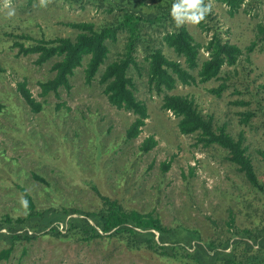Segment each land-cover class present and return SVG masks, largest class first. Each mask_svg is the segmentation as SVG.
Instances as JSON below:
<instances>
[{
  "label": "rangeland",
  "instance_id": "1",
  "mask_svg": "<svg viewBox=\"0 0 264 264\" xmlns=\"http://www.w3.org/2000/svg\"><path fill=\"white\" fill-rule=\"evenodd\" d=\"M245 3L231 16L216 0L208 1L222 36L242 48L254 37L256 24L264 25V0ZM9 11L14 14L9 16ZM108 17L102 9L66 0H0V102L4 104L0 117V217L25 213L21 187L38 208L93 210L100 203L97 191L125 208L156 214L164 224L197 228L204 238L226 235L223 223L228 211L237 214L238 224L244 223L242 200L251 193L241 174L226 160L224 150L201 148L195 145L194 135L180 134L177 118L161 109V96L148 91L144 78H136V94L145 101L149 117L131 141L125 140V129L134 116L111 105L96 80L85 84L83 66L72 75L70 89L60 90L58 96L40 97L38 82L51 75V62L38 66L35 55H17L7 36L8 32L33 38L65 36L71 31L65 22L100 23ZM185 24L197 42H207L210 33L202 32L197 24ZM118 51L121 43L110 46L109 60ZM164 52L175 57L167 48ZM206 55L201 50L199 62ZM251 61L242 59L237 73L234 67L227 68L240 93L230 87L221 97L212 95L208 89L219 80L179 85L172 93L192 98L203 113L212 114L215 123H224L231 134L243 131L248 153L264 175V158L258 153L264 151V51L257 49ZM22 80L36 99L44 102L42 112H32L21 98L16 83ZM239 98L249 100L250 105L236 104ZM245 110L256 113L248 125L240 122V112ZM149 135H154L157 145L142 153L138 147ZM168 160L170 166L162 172L161 164ZM0 264L156 263L147 253L128 251L115 241L78 243L46 236L16 244Z\"/></svg>",
  "mask_w": 264,
  "mask_h": 264
},
{
  "label": "trees",
  "instance_id": "2",
  "mask_svg": "<svg viewBox=\"0 0 264 264\" xmlns=\"http://www.w3.org/2000/svg\"><path fill=\"white\" fill-rule=\"evenodd\" d=\"M35 0H28L32 3ZM69 4L91 5L102 9L108 20L68 21L71 28L65 36L33 38L26 33L8 32L17 55H35L34 63L43 66L51 62V75L38 82L39 96H58L60 90L71 88V77L83 66V79L90 85L95 80L108 102L134 118L125 129V140L138 137L149 117L148 107L136 92V78L145 79L149 92L161 96V109L177 118L180 134L194 135L195 145L217 147L226 153L248 185L251 197L242 200L246 210L244 223H237V214L228 211L224 221L227 234L202 237L197 228L164 224L160 217L136 208H125L116 199L99 195L100 203L93 210L70 206L38 208L31 195L20 188L25 199V213L0 217V260H7L16 244L28 243L40 237L72 239L78 243L95 240L115 241L131 252H145L156 264H264V175L259 174L243 131L231 134L226 125L216 124L212 114L203 113L187 95L172 93L179 85H197L220 81L208 91L221 97L235 87L227 68L242 61L251 63V54L264 51V25L256 24L254 37L243 48L222 36L223 32L211 11L198 27L210 33L205 44L197 42L186 24L177 27L170 15L175 0H66ZM209 0H203L208 4ZM227 8L229 15L238 13L246 0H216ZM121 43V51L109 60L110 46ZM171 50L169 57L164 49ZM201 50L207 55L199 62ZM264 87V84L262 85ZM16 90L29 109L44 110V102L32 94L26 80L16 83ZM236 104L249 106L243 98ZM4 104L0 102V117ZM255 111L240 112V122L248 125ZM157 145L154 135L140 143L139 151L147 153ZM264 158V151L258 150ZM171 160L163 161L162 172ZM35 177H39L35 175ZM42 180V178H38ZM60 224V227L58 225Z\"/></svg>",
  "mask_w": 264,
  "mask_h": 264
},
{
  "label": "clouds",
  "instance_id": "3",
  "mask_svg": "<svg viewBox=\"0 0 264 264\" xmlns=\"http://www.w3.org/2000/svg\"><path fill=\"white\" fill-rule=\"evenodd\" d=\"M211 12V5L205 4L203 0H175L170 8V15L177 27L185 22L199 24ZM14 13L9 11L8 15Z\"/></svg>",
  "mask_w": 264,
  "mask_h": 264
}]
</instances>
